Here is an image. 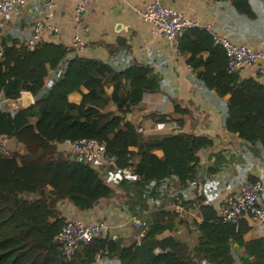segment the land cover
Instances as JSON below:
<instances>
[{"label": "trees", "instance_id": "trees-1", "mask_svg": "<svg viewBox=\"0 0 264 264\" xmlns=\"http://www.w3.org/2000/svg\"><path fill=\"white\" fill-rule=\"evenodd\" d=\"M8 39V34L0 36V98L18 100L28 91L34 101L13 112L0 106V138L32 126L42 141L27 163L0 152V264H93L96 256L100 264H196V259H205V264H237L236 259L241 264H264V239H245L249 229L245 218L237 223L222 220L214 205L199 203V189L194 206L201 219L187 222L199 233L193 247L170 233L176 212L159 207L150 210L139 245L103 234L81 244L66 261L55 240L68 217L66 201L76 211L110 198L131 203L132 213L149 210V200H160L169 190L167 178L176 176L183 186L197 178V152L212 140L183 130L149 137L126 117L145 92L160 87V78L145 66L134 62L122 66L115 56H84L59 42L44 40L28 47ZM117 45H108L109 52ZM178 47L188 53V64L203 62L204 69L197 73L204 85L219 94L230 93L225 127L264 147V85L254 78L238 80L237 73L226 68L223 48L205 28H186ZM109 84L112 89L107 92ZM81 86L86 91L80 100H69L68 94ZM110 102L114 108L104 110ZM174 109L190 113L178 103ZM150 116L159 122L169 118L163 112ZM79 138L104 143L108 169L116 181L90 161L58 148L66 139ZM239 247L242 253L237 252Z\"/></svg>", "mask_w": 264, "mask_h": 264}, {"label": "crops", "instance_id": "crops-1", "mask_svg": "<svg viewBox=\"0 0 264 264\" xmlns=\"http://www.w3.org/2000/svg\"><path fill=\"white\" fill-rule=\"evenodd\" d=\"M43 0H27L18 12H11L0 17L1 35L8 34V41L25 42L32 34L34 21L45 17L42 6ZM148 0H89L81 14L80 20L75 19V0H54L50 22L56 30L44 28L40 32L42 41H52L70 46L72 37L79 33L84 40V48L80 54L95 56L103 59L119 57L122 66L127 63H137L145 66L160 78V87L156 91L144 93L142 101L126 113V117L135 122L140 131L149 137L168 134L173 130L193 131L212 140L205 148L198 150V174L203 179L198 188L199 203L215 205L229 194H235L242 182L264 176V147L260 143L245 141L238 132L225 127V118L230 93L219 94L215 89L204 85L198 71L204 69L203 62L187 67L188 53L176 52L172 41L168 38L151 32V26L144 20L142 14L133 6L144 8ZM170 7L183 11L191 19L208 24L214 31L225 34L236 42H245L252 50H264V0H161ZM118 44L112 51L108 45ZM204 57L207 55L203 53ZM254 65H242L237 72L238 80L254 78L264 85L263 70ZM112 84L106 86L107 92ZM86 87L81 86L68 94L71 101L78 102ZM23 93L29 94L28 91ZM21 97L18 100L4 101L5 109L14 111L22 106ZM3 99V97H1ZM33 99V97H32ZM34 101V99H33ZM187 107L190 113H182L174 109V104ZM110 102L104 110L113 109ZM153 112H163L169 118L165 121H156L151 118ZM7 138V146L22 163L34 158L38 145L42 139L35 133L32 126L21 129L16 136ZM58 148L69 151L67 144L62 142ZM161 154L160 149L156 150ZM96 166V165H95ZM106 166V169H105ZM97 167L107 179L116 180L109 175L108 161L102 158ZM109 171L107 173V171ZM111 173V172H110ZM113 173V171H112ZM170 185L168 191L162 193L160 200H149L151 208L141 210L150 213L153 208H165L175 211L177 204L184 201L183 215L176 212V224L170 233L185 241L190 247L198 242L199 233L192 220L201 219L196 206L198 195L191 196L189 186L179 185L176 176L166 179ZM177 186V187H175ZM121 199H102L93 208L85 211H76L66 201L67 218H83L93 220L103 218L107 227L103 234L113 238H121L125 244L133 241L135 228L132 222L133 215H140L137 210H126V204ZM260 205L264 208V186L260 195ZM121 204H120V203ZM245 218L249 229L245 231V239L259 237L264 239L262 229L248 214ZM148 219V218H147ZM182 219V221H180ZM238 253L243 248H237ZM113 260V259H110ZM99 260V264L101 263ZM206 262V261H205ZM202 259H196V264H205ZM237 264H241L236 259Z\"/></svg>", "mask_w": 264, "mask_h": 264}, {"label": "built area", "instance_id": "built-area-1", "mask_svg": "<svg viewBox=\"0 0 264 264\" xmlns=\"http://www.w3.org/2000/svg\"><path fill=\"white\" fill-rule=\"evenodd\" d=\"M27 0H0V17L11 12H18ZM75 19L80 20L81 14L89 0H75ZM54 0H43L42 6L45 17H40L34 21L32 34L25 40L24 44L29 46L36 45L41 40L40 32L44 28L56 30L54 23L50 22L52 16L51 10ZM133 8L142 14L144 20L151 26V32L161 35L172 41L173 49L180 52L178 44L179 38L186 28L200 27L205 28L211 33L214 43L219 44L226 55V68L231 72H238L242 65H254L262 62L258 66L259 70H263L264 50H252L245 42H236L225 34L214 31L208 24H203L197 20L191 19L183 11L174 7L164 5L161 0H148L144 8L133 6ZM77 53L83 50L84 40L79 33H76L72 39L70 46ZM1 50V48H0ZM189 69H193L187 64ZM6 98H0V106L5 107ZM137 129L141 128L137 126ZM70 148V151L76 157L83 158L87 161L95 163L102 158L108 157L107 150L103 142L97 141L95 138H79L75 140L66 139L64 141ZM0 152L4 154L12 153L7 146V138H0ZM113 161V158H110ZM203 179L197 177L188 180L186 185L189 186V194L197 195V189L202 185ZM264 186V176H260L254 180H247L240 184L235 194H229L222 198L215 205L217 215L224 221L237 223L244 215L248 214L262 229H264V208L260 205V195ZM184 205L179 203L175 207V211L179 215L184 213ZM133 226L135 228V236L131 243L139 245L145 237L148 221L140 215L132 216ZM107 227L103 218L84 220L83 218L65 219L59 231L55 235L59 248L66 261H70L75 250L83 243L91 239L103 235ZM100 258L96 256L93 264H99ZM205 262V259H202Z\"/></svg>", "mask_w": 264, "mask_h": 264}, {"label": "water", "instance_id": "water-1", "mask_svg": "<svg viewBox=\"0 0 264 264\" xmlns=\"http://www.w3.org/2000/svg\"><path fill=\"white\" fill-rule=\"evenodd\" d=\"M21 103L23 107H28L33 103L32 95L29 93H23L21 97ZM178 130H175L177 132Z\"/></svg>", "mask_w": 264, "mask_h": 264}, {"label": "rangeland", "instance_id": "rangeland-1", "mask_svg": "<svg viewBox=\"0 0 264 264\" xmlns=\"http://www.w3.org/2000/svg\"><path fill=\"white\" fill-rule=\"evenodd\" d=\"M93 162H94V161H93ZM93 162H91V163L93 164ZM95 164H96V166H97V162H96ZM105 169H106V166H105ZM106 171H107V170H106ZM109 175H110L111 177H113V178H116V175H115L114 173H112V172H111V173L109 172ZM115 181H116V180H115ZM121 202H124V201H121ZM119 203H120V202H119ZM120 204H121V203H120ZM124 204H126V205H125V206H126V210L129 209V211H131V210H130L131 207L129 206V205H131V203L128 204V203L125 201ZM137 207H138V206H137ZM138 208H139V207H138ZM137 210H139V209H137ZM138 213H139V214H144V213H145V214H144V218H146V219H147L148 217H150V213H148V211H147V212H144V211H140V210H139Z\"/></svg>", "mask_w": 264, "mask_h": 264}]
</instances>
